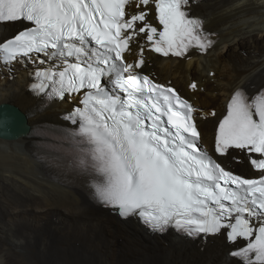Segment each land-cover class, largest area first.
Listing matches in <instances>:
<instances>
[{"label":"snow or ice","instance_id":"1","mask_svg":"<svg viewBox=\"0 0 264 264\" xmlns=\"http://www.w3.org/2000/svg\"><path fill=\"white\" fill-rule=\"evenodd\" d=\"M132 2L0 0V24L25 25L0 43V64L9 70L16 62L38 65L29 73L28 88L39 98L30 114L66 96L80 97L79 106L62 116L74 127L28 128L26 116L0 109L4 138L14 137L15 122L22 120L19 134L38 138V157L83 179L100 205L123 218L138 216L154 232L226 234L238 264H264V158L251 159L259 178L222 166L202 147L198 109L173 87L137 71L146 65V48L165 57L206 53L213 34L191 14L195 0H136L137 8L154 4L155 24L149 11H126ZM126 53L138 59L130 62ZM230 149L264 157V89L231 95L215 153L231 158Z\"/></svg>","mask_w":264,"mask_h":264},{"label":"bare ground","instance_id":"2","mask_svg":"<svg viewBox=\"0 0 264 264\" xmlns=\"http://www.w3.org/2000/svg\"><path fill=\"white\" fill-rule=\"evenodd\" d=\"M191 13L213 34V47L206 53L193 50L180 59L158 57L145 49V70L193 101L202 147L211 151L219 119L235 90L256 93L264 87V0H199L191 4ZM18 24H0V39ZM10 68L0 66V105L25 113L31 127L38 123L69 127L62 116L70 108V99L31 115L39 103L28 90L34 67ZM192 79L195 90L189 88ZM37 139L0 137V264H35L27 254L31 248L44 264H238L229 255L236 245L228 244L225 235L203 241L173 232L160 237L134 218L122 219L97 206L82 189L44 171L31 152ZM230 153L225 163L237 170L248 168L245 152ZM105 226L124 240L116 244L115 258L107 254L110 241L101 238Z\"/></svg>","mask_w":264,"mask_h":264},{"label":"rangeland","instance_id":"3","mask_svg":"<svg viewBox=\"0 0 264 264\" xmlns=\"http://www.w3.org/2000/svg\"><path fill=\"white\" fill-rule=\"evenodd\" d=\"M22 72H24V70ZM20 74H21V72H20ZM192 80H194V79H192ZM203 90H204L203 87L200 88V91H203ZM53 122L57 123L56 121H53ZM114 236H115V234L113 233V231H112V229L110 227L105 226V227L102 228V230H101V238L103 240H106L107 242H108V240L110 241V242H108V247H107L108 248V253L107 254H108V256H110V258H113L114 256L116 257V253L115 252H117V251H116L115 248L117 247V245H119V243H121V245L124 243L123 239H119L118 237H116V236L114 237ZM117 241H118V243H117ZM151 241H152V243H154V240H151ZM27 254H29L28 256H30V258L32 257L31 259H33L35 264H44L42 262V260H40L39 257L37 256L35 248H31Z\"/></svg>","mask_w":264,"mask_h":264},{"label":"water","instance_id":"4","mask_svg":"<svg viewBox=\"0 0 264 264\" xmlns=\"http://www.w3.org/2000/svg\"><path fill=\"white\" fill-rule=\"evenodd\" d=\"M0 109H7L9 111H12V112H15V113L21 114L22 116H26L27 117V115L25 113H21V112L17 111L16 109H14L12 106H9V105H0ZM23 123H24V121H22V120L16 121L15 125H14V128L12 129V131L14 133H16V135L14 137H9L7 139H17V138L22 137V136L25 137V135L19 134L20 132L23 131ZM26 125H27L28 128H31L30 125H28V124H26ZM0 137L4 138V133H3L2 130H0ZM31 152L36 157V153L34 154L33 151H31ZM36 159H38V158L36 157ZM40 163H41V161H40ZM41 166H42V168L44 169V171L48 175H50L51 177H54V175L52 176V174L49 171H47V169L43 166V163H41Z\"/></svg>","mask_w":264,"mask_h":264},{"label":"clouds","instance_id":"5","mask_svg":"<svg viewBox=\"0 0 264 264\" xmlns=\"http://www.w3.org/2000/svg\"><path fill=\"white\" fill-rule=\"evenodd\" d=\"M156 235H158V234H156ZM164 235V234H163ZM158 236H161V235H158Z\"/></svg>","mask_w":264,"mask_h":264}]
</instances>
